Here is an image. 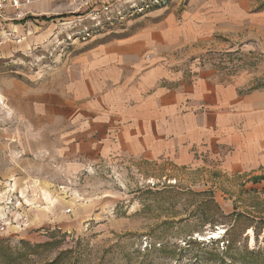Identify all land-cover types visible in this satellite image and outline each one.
Returning a JSON list of instances; mask_svg holds the SVG:
<instances>
[{"label": "rangeland", "instance_id": "rangeland-1", "mask_svg": "<svg viewBox=\"0 0 264 264\" xmlns=\"http://www.w3.org/2000/svg\"><path fill=\"white\" fill-rule=\"evenodd\" d=\"M114 8L120 20L93 21L79 0H39L24 20L0 17V241L40 246L18 264H264V174L176 156L54 155L75 115L116 112L152 71L209 68L264 93V0ZM122 49L132 53L108 58Z\"/></svg>", "mask_w": 264, "mask_h": 264}, {"label": "crops", "instance_id": "crops-1", "mask_svg": "<svg viewBox=\"0 0 264 264\" xmlns=\"http://www.w3.org/2000/svg\"><path fill=\"white\" fill-rule=\"evenodd\" d=\"M128 52L118 50L108 58ZM113 61L102 60L100 65ZM148 74L134 79L135 87L124 92L116 112L75 115L77 132L66 139L61 136L54 154L58 162L91 153L149 162L176 156L183 166L198 160V167L207 166L201 164L208 160L219 162V169L228 174H264L263 92L246 95L242 83L225 80L209 68L197 70L193 77Z\"/></svg>", "mask_w": 264, "mask_h": 264}, {"label": "built area", "instance_id": "built-area-1", "mask_svg": "<svg viewBox=\"0 0 264 264\" xmlns=\"http://www.w3.org/2000/svg\"><path fill=\"white\" fill-rule=\"evenodd\" d=\"M120 0H79L85 7H89V13L86 14L88 18L97 21L98 16H105L107 21H111V16L122 18L120 10L115 12L114 8ZM39 0H0V17L4 21L14 22L26 19L31 13L32 7ZM83 39L91 37L94 31H83ZM70 213V210L67 211Z\"/></svg>", "mask_w": 264, "mask_h": 264}, {"label": "trees", "instance_id": "trees-1", "mask_svg": "<svg viewBox=\"0 0 264 264\" xmlns=\"http://www.w3.org/2000/svg\"><path fill=\"white\" fill-rule=\"evenodd\" d=\"M21 248L18 250L12 248L6 241H0V264H18L20 259L27 258L28 256L36 253L40 246L32 247L27 242L20 243ZM55 264V262L50 263Z\"/></svg>", "mask_w": 264, "mask_h": 264}, {"label": "bare ground", "instance_id": "bare-ground-1", "mask_svg": "<svg viewBox=\"0 0 264 264\" xmlns=\"http://www.w3.org/2000/svg\"><path fill=\"white\" fill-rule=\"evenodd\" d=\"M213 236V235H212Z\"/></svg>", "mask_w": 264, "mask_h": 264}]
</instances>
